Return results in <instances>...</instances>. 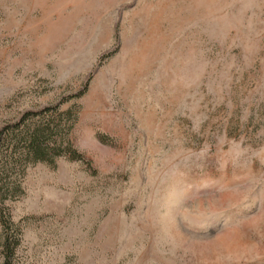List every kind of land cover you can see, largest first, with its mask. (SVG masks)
<instances>
[{
	"label": "rangeland",
	"instance_id": "obj_1",
	"mask_svg": "<svg viewBox=\"0 0 264 264\" xmlns=\"http://www.w3.org/2000/svg\"><path fill=\"white\" fill-rule=\"evenodd\" d=\"M62 100L14 264H264V0H0V130Z\"/></svg>",
	"mask_w": 264,
	"mask_h": 264
},
{
	"label": "trees",
	"instance_id": "obj_2",
	"mask_svg": "<svg viewBox=\"0 0 264 264\" xmlns=\"http://www.w3.org/2000/svg\"><path fill=\"white\" fill-rule=\"evenodd\" d=\"M64 100L55 106L44 107L40 111L42 121L39 123L30 121L22 128L17 123L13 127L7 125L0 130V223L4 230L3 264H14L16 249L21 240L20 229L12 221L6 202L23 195L22 181L26 167L38 162L55 165L57 158L64 155L78 160L85 158L68 137L76 119L72 117V109L60 110ZM70 120L73 121L71 125Z\"/></svg>",
	"mask_w": 264,
	"mask_h": 264
}]
</instances>
